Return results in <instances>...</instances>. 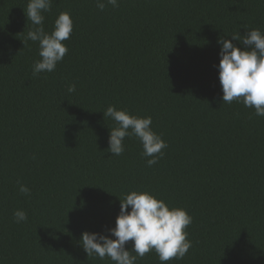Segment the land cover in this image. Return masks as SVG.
Wrapping results in <instances>:
<instances>
[{
	"label": "trees",
	"instance_id": "obj_1",
	"mask_svg": "<svg viewBox=\"0 0 264 264\" xmlns=\"http://www.w3.org/2000/svg\"><path fill=\"white\" fill-rule=\"evenodd\" d=\"M28 2L0 0V264H115L87 257L81 234L110 235L131 191L192 217L191 248L166 264H264V117L223 103L218 70L220 38L264 32V0H52L45 31L61 12L73 31L38 75ZM109 105L151 116L168 145L155 165L135 136L107 150ZM136 264L161 262L153 250Z\"/></svg>",
	"mask_w": 264,
	"mask_h": 264
},
{
	"label": "clouds",
	"instance_id": "obj_2",
	"mask_svg": "<svg viewBox=\"0 0 264 264\" xmlns=\"http://www.w3.org/2000/svg\"><path fill=\"white\" fill-rule=\"evenodd\" d=\"M96 7L103 11L106 6L118 7V0H95ZM52 0H29L25 12L32 28L27 40L38 42L39 57L32 67L33 75L53 72L59 62L68 53L64 41L70 38L73 21L69 12H61L56 18L53 30L45 31L43 13L51 10ZM232 39L220 38V61L218 65L219 81L222 86L223 103L233 101L254 108L255 115L264 117V32L259 28L248 30L245 35L239 33ZM239 41L241 49L232 41ZM24 43V42H23ZM76 90L75 84L68 92ZM115 122L110 129L109 148L112 155L119 156L125 151L124 139L135 136L142 144V156L149 158L146 163L151 167L164 156L168 147L160 134L153 131L151 116L142 117L130 114L126 109H117L109 105L103 112ZM19 192L30 194V189L19 185ZM130 208V210H129ZM16 223L27 222V213L18 209L13 213ZM192 223V217L182 207H170L163 199H158L148 191H131L120 199V212L115 227L108 231L110 235L96 232H83L81 245L88 256L105 257L115 264H136L137 258L155 251L161 264L176 259L182 260L191 248L185 229ZM115 237V239L111 238ZM132 241L131 249L125 247ZM133 253H135L133 255Z\"/></svg>",
	"mask_w": 264,
	"mask_h": 264
}]
</instances>
